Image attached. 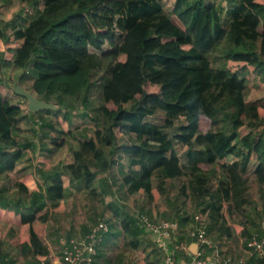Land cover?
I'll return each mask as SVG.
<instances>
[{
    "label": "trees",
    "instance_id": "trees-1",
    "mask_svg": "<svg viewBox=\"0 0 264 264\" xmlns=\"http://www.w3.org/2000/svg\"><path fill=\"white\" fill-rule=\"evenodd\" d=\"M40 1L41 11L25 27L13 29L8 38L0 31L4 43L21 40L12 66L31 77L38 99L58 106L40 113L75 110L69 98L80 97L87 107L92 75L101 60L115 62L100 83L101 129L94 131V138L78 142L72 163L44 172L43 179L50 184L38 191L12 176L24 149L13 130L26 115L0 94V175L9 174L17 189L14 198L0 190V222L8 225L0 239L1 263L8 262L7 255H1L3 246L16 247L25 257L46 256L42 233L48 215L43 209L46 202L54 206L63 198L61 176L80 180L96 198V175L108 170L117 154L128 162V171L121 166L118 171L120 186L129 194L142 191L151 201L155 178L156 190L167 198L166 180L186 176L180 194L190 199L197 213L208 212V230L230 239L223 203L229 215L250 204L245 174L252 159L259 191L264 193V124L258 121L260 108L246 103L243 94L255 73L264 75V0H225L224 8L206 0ZM224 9L228 21L222 17ZM158 111L162 121H151ZM179 117L183 122L175 126ZM44 124L49 144L44 151L49 156L66 145L70 132ZM131 134L135 139L130 138V144L118 143L121 136ZM182 147L183 161L178 152ZM229 154L236 160L218 163ZM218 173L221 176L211 186ZM113 211L123 216L108 227L117 225L118 233L130 238L122 251L138 247L144 235L139 215L145 213L135 215L117 207ZM252 232L244 225L241 234L247 240ZM90 264H97L95 255ZM248 264L261 262L251 257Z\"/></svg>",
    "mask_w": 264,
    "mask_h": 264
},
{
    "label": "crops",
    "instance_id": "crops-1",
    "mask_svg": "<svg viewBox=\"0 0 264 264\" xmlns=\"http://www.w3.org/2000/svg\"><path fill=\"white\" fill-rule=\"evenodd\" d=\"M41 8H42V4L40 0H36V2L31 0H0V31L3 32L7 38L11 37L13 29L25 27L28 21L31 20L35 15H37L39 11H41ZM20 42L21 40L19 39L10 40L5 43L2 40H0V94L3 97H5L7 100H9L10 103L19 105L22 114L26 115V118L22 119L15 125V128L19 132L18 134L23 136L17 138L15 137V140L19 145H21V147H24V149H23V157L16 164L12 176H14L15 181L24 182L29 190L38 191L39 188L43 189L48 184H50L49 181L43 179L42 174H44V172L49 171L53 167L64 166L72 163L73 162L72 151L76 149V147L73 148L70 152H66V150H63V148L57 149L48 156L47 153L44 151V149L49 148V144L46 143L44 137L45 130H42L43 132L39 131V135L35 136V138L38 139V141L37 140L34 141L30 139L29 133L33 134V131H29V130L32 127V124H34V122L31 125L30 123L28 124V121H30L31 119H35L36 121H39L40 126H42L43 128H46L44 123H50V124L52 123L56 125L58 123V125H60V130L61 129L67 130L68 125L70 123L66 119V116L68 115L67 110H62V112H64V118L66 119L64 120V123L61 119L59 120L51 119L52 113H40L41 111H39L36 112L34 116H32L30 114L32 112L28 111L26 108L24 98L17 95L14 92L13 88L19 86L24 88V90L30 91L33 95H35V93L31 89V77H24V75H22L24 69L14 68L11 64L14 52L17 49V47L20 45ZM245 72L246 73L249 72L248 69H244V73ZM20 77H22V79H20ZM249 83L250 81H248L246 89L243 92L244 95L249 93V89H250ZM54 105L57 106L56 104ZM102 123L103 122L101 123L85 122V123H81L80 126L77 125L79 128H92V132L90 134L87 133L85 135L82 133H78L76 135L78 140L82 141L84 139L94 138V131L96 129L98 130L99 128L101 129ZM33 127L35 128V126ZM121 138H124L127 141L126 144H130L132 142L130 138L135 139L133 134H131L129 138L128 136L125 135L121 136ZM26 143L28 145H24ZM228 158L230 161L232 159H236V157L230 154L226 156V159L225 158L224 159L227 161ZM229 160L228 163L230 162ZM118 169L119 166L117 167V170ZM111 170L112 169L109 168L106 171H99L95 179V185H96L95 188L97 189V193L99 194L97 195L96 200L98 199L100 202L103 203L106 209H110L112 211L111 213L112 217L110 220H108L109 223H107V221L104 218H102L105 215V212L101 217L100 211L97 214L99 216L96 220L94 218L91 220L85 219L84 222L81 221L80 223H77V225H73V223L71 222H69V225H65L64 219L61 222L60 220L58 221V219H56L57 216L64 215L65 211L68 210L69 206L73 208L75 207V205L78 206L77 197L80 196V197L88 198L89 196L87 190L83 187V183L80 180H70V178L67 175L61 176V182H62L63 194H64L63 198L54 206L51 205V202H46V205L44 206L45 208L43 209V211H46L48 215L42 233L43 241L47 248L48 253L44 257H39L38 259L35 258L34 264H39V259L42 258L44 264H60L61 263L60 251H61L62 239L84 236L88 232L90 227L93 226L95 223H97L99 220L106 222L108 226V224H113L114 222H118L122 218L123 214H121L120 212L116 214L113 211V209L117 206H114V199L111 200V197L114 196V194L112 193L116 191V188L115 187L103 188L98 186L103 181L112 184L111 178H113V175L110 176ZM170 180H174V179H170ZM13 184L14 182H12L11 176L9 174L0 175V190H4L3 192L4 195L9 198H14L16 194L17 189L16 186H13ZM103 189H106L107 191H109L108 193H110L109 195L111 197L108 200L106 199L107 193L102 194ZM224 205L226 207L225 203H223V207ZM139 214L140 213H138V215ZM199 214H201L204 217L209 238L210 239L211 237L214 238L218 232L217 230L214 231V229H210V228L208 230L209 227L208 225L210 223L208 220V212H199ZM184 217H187L186 220L183 221L184 224L188 220H191L192 223L193 215H191V217L190 216H184ZM188 228L189 227H187L186 231L188 230ZM7 229H8V225L5 227L4 234L7 231ZM119 230H120L119 226L117 225L111 226V228L108 227V232L102 235V239L96 247L95 260L97 261V264H161L160 252L155 247L149 235H148V248L144 249V247H142L143 246L142 237H144L145 235L144 234L140 237V244L138 247L129 248L122 251L123 244L126 241L128 242L130 238H128L127 240L124 239V236L118 233ZM186 231L184 238L189 243L190 238L187 237ZM232 233L233 231L231 230V237H232ZM219 247L221 249L222 257L229 258V256H225V254L223 253L224 248L222 249L220 245ZM120 257L122 259L118 260V258ZM177 257L179 261L178 264H181L182 255L178 253ZM234 259L235 258H233L232 260Z\"/></svg>",
    "mask_w": 264,
    "mask_h": 264
},
{
    "label": "rangeland",
    "instance_id": "rangeland-1",
    "mask_svg": "<svg viewBox=\"0 0 264 264\" xmlns=\"http://www.w3.org/2000/svg\"><path fill=\"white\" fill-rule=\"evenodd\" d=\"M212 1L213 3H218L221 4L222 7H225V0H206V2ZM222 17L225 21H228V14L227 11H222ZM264 58V57H263ZM115 60L114 59H102L100 66L97 68V70L93 73L92 75V86L89 90L88 94V99H89V104L87 107L82 105L80 103V97L77 99L74 98H69V102H75L76 107L75 111H70L67 112L68 115L66 116L67 121H69L68 125V131L70 132V135L67 139L66 145L63 147V150H66V152H70L73 148H77L78 146V138L77 134L82 133V134H90L92 132V128H79L77 125L80 126L81 123L85 122H98L101 123L103 122V117L100 113V106L102 105V99L100 97V83L104 81L105 77L109 75V68L114 64ZM25 72V70H24ZM22 73L24 77L28 76L25 73ZM21 75V76H22ZM255 75V76H254ZM253 77L250 80L249 86V93L244 95V101L246 103H255L257 106L260 108L259 113H258V121L260 123L264 124V75L261 76L257 73H255ZM23 77V76H22ZM246 89V88H245ZM252 89V90H251ZM49 100H55L53 96L49 98ZM57 101V98H56ZM253 101V102H251ZM62 104V103H61ZM64 104V103H63ZM66 104V102H65ZM130 103H126V107L129 106ZM88 111L87 117H82L84 115L85 111ZM32 116L35 115V113H30ZM162 116L163 113L158 111L155 116L149 118L153 122H161L162 121ZM60 117V118H59ZM51 119H61L64 123V112L60 111L57 114H52ZM28 121V120H26ZM34 122V124H32ZM183 122V118L179 117L177 120H175V126L181 124ZM32 124V127L30 128L29 131H33V134L29 133L30 139L34 141H38V139L35 138L36 135H39V131L48 129L43 128L40 126L39 121H36L35 119H31L28 121V124ZM55 127V129L60 130V125L52 124ZM35 126V128L33 127ZM241 133H245L247 131L246 127H240ZM170 131L172 130L169 129ZM168 130V131H169ZM26 131V130H25ZM43 132V131H42ZM17 131L16 128L13 130V136L14 138L16 137H23ZM81 136V135H78ZM46 140V139H45ZM127 141L124 138H120L118 140V143H126ZM179 146L176 145V148ZM62 149V148H60ZM180 150L179 155L181 157V160H184V152L185 147L179 148ZM117 158L114 160V163L110 166L111 173L110 176L113 175V178H111L112 184L108 183V187H115L116 191L113 192L114 196H110L108 193L106 195V199L108 200L111 197V200L114 199V206H117V208L120 211H127L129 213L133 214H138V213H146V215L150 216L152 219L158 220V219H170L176 222L177 224V229L175 230L173 234V246L175 245L176 241H186L187 240L184 238L185 231L187 227H190L192 225L191 220H188L185 222L183 226H179L180 219L185 218L184 216H190L194 215L197 213V209L195 206L192 204L190 199L184 197L183 195L180 194L179 188L182 185V183L186 182L188 179L186 176L183 178H180L178 180H166L165 182V187L167 189V198L161 196L158 191L156 190V183L157 180L154 178L153 179V188H152V194H153V199L151 201H148L146 198V195L144 192L140 191L134 194H129L125 190L126 188L122 187L120 188L121 184V174L118 173L117 167L121 166V169L123 171H128L129 166L127 165V159L125 155L123 154H117ZM120 155V156H119ZM235 157V156H234ZM226 159V157H224ZM221 159L218 163H228L229 158L227 161L225 159ZM236 159H232L228 164L231 162L235 161ZM217 163V164H218ZM254 161L253 159L249 162V165L247 167V172L245 174V180H246V194L250 199V204L245 207V210L238 213L235 212L233 215H229L225 205L223 207L222 213L223 216L226 218L227 225H229V228L233 231L232 237L230 239L225 238L223 234L220 236H215L214 238L211 237L213 242L218 243L221 248L223 249V253L225 256H229V258H244L247 263L250 260L251 256L247 253L245 249V241H246V236H243L241 234L243 226H247L250 232L254 231L255 228L258 225V222L264 217V193L261 195L259 191V185L256 181L253 169H254ZM115 167V168H114ZM218 176H221L220 173L215 175V177L212 179V185H214L215 180L217 179ZM99 187H103V183H100ZM104 188V187H103ZM103 194V193H102ZM78 200V206L75 205V207H68V210L65 211L64 215L57 216L56 219L58 221L60 220L63 221L64 219V224L69 225V222L73 223V225H77V223H80L81 221L84 222L85 219L91 220V219H97L99 215H97L100 211L101 217L103 213L105 212V215L102 217L104 218L107 223L108 220L111 219L112 211L110 209H106L103 205L102 202H100L96 198H91L88 196V198L84 197H77ZM83 200V201H82ZM115 210V208L113 209ZM123 212H121L122 214ZM246 215V216H245ZM178 221V222H177ZM63 225V224H61ZM7 226L6 223H1L0 222V239H3L5 237L4 231L5 227ZM144 237H142V242L144 249L148 248V233L144 231ZM219 234V233H218ZM141 248V247H140ZM1 255L6 254L7 259H5L7 264H34L35 258L33 257H25L21 255L20 250H18L16 247H5L1 249ZM225 251V252H224ZM59 256V255H58ZM13 260L14 262H11ZM39 260V264H40ZM0 264L1 260H0Z\"/></svg>",
    "mask_w": 264,
    "mask_h": 264
},
{
    "label": "built area",
    "instance_id": "built-area-1",
    "mask_svg": "<svg viewBox=\"0 0 264 264\" xmlns=\"http://www.w3.org/2000/svg\"><path fill=\"white\" fill-rule=\"evenodd\" d=\"M139 222L160 252L161 264H178V253L182 255L181 264H248L241 257L234 260L222 257L219 245L209 238L204 217L199 213L193 215L192 225L186 231L187 237L197 243L195 254L189 252L188 241H176L173 246V234L177 229L175 221L155 220L140 214ZM107 232L106 222L100 220L91 226L84 236L62 239L60 264H78L81 259L90 264L102 235ZM245 249L256 261L264 264V217L258 222V229L246 240ZM40 264L44 262L41 261Z\"/></svg>",
    "mask_w": 264,
    "mask_h": 264
},
{
    "label": "water",
    "instance_id": "water-1",
    "mask_svg": "<svg viewBox=\"0 0 264 264\" xmlns=\"http://www.w3.org/2000/svg\"><path fill=\"white\" fill-rule=\"evenodd\" d=\"M13 90L17 95L24 98L27 110L32 113H36L46 109H58V107L55 106L53 103L38 99L30 91H26L22 87L16 86L13 88ZM197 247V243L191 242L188 246L189 252L191 254H195ZM78 264H86V260L81 259Z\"/></svg>",
    "mask_w": 264,
    "mask_h": 264
}]
</instances>
